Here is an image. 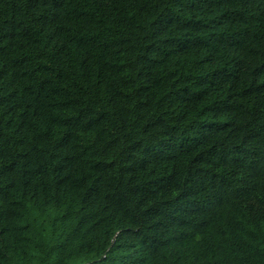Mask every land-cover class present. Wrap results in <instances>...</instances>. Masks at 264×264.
<instances>
[{
  "label": "trees",
  "instance_id": "16d2710c",
  "mask_svg": "<svg viewBox=\"0 0 264 264\" xmlns=\"http://www.w3.org/2000/svg\"><path fill=\"white\" fill-rule=\"evenodd\" d=\"M0 264H264V0H0Z\"/></svg>",
  "mask_w": 264,
  "mask_h": 264
}]
</instances>
